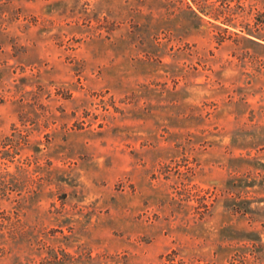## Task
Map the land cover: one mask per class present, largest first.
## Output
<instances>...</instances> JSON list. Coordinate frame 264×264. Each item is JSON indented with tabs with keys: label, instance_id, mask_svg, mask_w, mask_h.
Here are the masks:
<instances>
[{
	"label": "rangeland",
	"instance_id": "374dc122",
	"mask_svg": "<svg viewBox=\"0 0 264 264\" xmlns=\"http://www.w3.org/2000/svg\"><path fill=\"white\" fill-rule=\"evenodd\" d=\"M0 264H264V0H0Z\"/></svg>",
	"mask_w": 264,
	"mask_h": 264
},
{
	"label": "trees",
	"instance_id": "16d2710c",
	"mask_svg": "<svg viewBox=\"0 0 264 264\" xmlns=\"http://www.w3.org/2000/svg\"><path fill=\"white\" fill-rule=\"evenodd\" d=\"M193 12H194V15L199 19V20H201L202 18H201V14H203V15H205V14H209L207 11H205V9H202V8H200V7H197V11H194L193 10Z\"/></svg>",
	"mask_w": 264,
	"mask_h": 264
}]
</instances>
